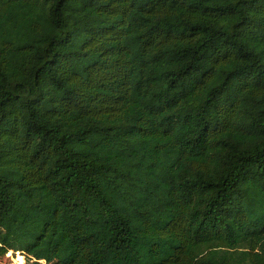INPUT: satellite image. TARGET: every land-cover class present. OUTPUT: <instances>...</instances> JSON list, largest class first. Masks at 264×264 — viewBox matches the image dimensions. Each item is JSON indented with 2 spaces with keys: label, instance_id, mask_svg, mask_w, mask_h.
I'll return each mask as SVG.
<instances>
[{
  "label": "trees",
  "instance_id": "trees-1",
  "mask_svg": "<svg viewBox=\"0 0 264 264\" xmlns=\"http://www.w3.org/2000/svg\"><path fill=\"white\" fill-rule=\"evenodd\" d=\"M22 253L264 264V0H0V258Z\"/></svg>",
  "mask_w": 264,
  "mask_h": 264
},
{
  "label": "rangeland",
  "instance_id": "rangeland-1",
  "mask_svg": "<svg viewBox=\"0 0 264 264\" xmlns=\"http://www.w3.org/2000/svg\"><path fill=\"white\" fill-rule=\"evenodd\" d=\"M122 65H117L114 68H112L109 72L105 73V72H99L96 76L93 77V79L97 78V79H101V80H106V79H110V78H116L118 76H120L121 74H123V69H122ZM9 250V248L7 249V251ZM23 254V253H22ZM24 260L26 262L25 259V255L23 254ZM17 259L20 260V257L17 256ZM0 262L1 264H7L5 259H4V255L1 256L0 258ZM26 264H28L26 262Z\"/></svg>",
  "mask_w": 264,
  "mask_h": 264
}]
</instances>
